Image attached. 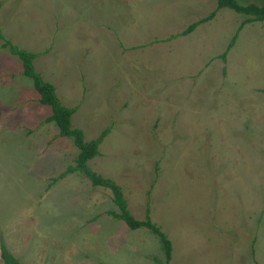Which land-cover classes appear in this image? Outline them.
Returning <instances> with one entry per match:
<instances>
[{"label": "rangeland", "instance_id": "374dc122", "mask_svg": "<svg viewBox=\"0 0 264 264\" xmlns=\"http://www.w3.org/2000/svg\"><path fill=\"white\" fill-rule=\"evenodd\" d=\"M244 16L216 0H0V236L21 264L165 259L109 213L108 187L67 170L78 148L4 39L40 51L83 139L107 127L87 165L134 217L148 208L167 264H264V19Z\"/></svg>", "mask_w": 264, "mask_h": 264}, {"label": "trees", "instance_id": "16d2710c", "mask_svg": "<svg viewBox=\"0 0 264 264\" xmlns=\"http://www.w3.org/2000/svg\"><path fill=\"white\" fill-rule=\"evenodd\" d=\"M221 6L232 8L233 10L245 15L240 21L238 27L249 20L264 19V5L257 4L255 2L240 3L237 0H216V8ZM213 12L214 11H211L203 17L190 21L178 33L185 34L191 31L196 24L206 20L207 18H210ZM234 37L235 33L231 36L224 50L220 53L219 56L222 59H225L226 50L232 44ZM1 44L7 45L8 49L12 53H15L20 59L22 66L21 71L24 75L31 79L34 89L38 92L39 102L49 105L50 113L45 116V120L53 121L57 127L58 134L61 136L71 137L72 143L78 148L74 159L75 163L68 166L67 170H80L90 179L92 184H99L108 187L112 193L113 203L117 207V210H110L109 213L121 219L130 229L144 226L154 233L160 241L161 249L165 259L164 264H167L166 260L170 257V241L160 230V228L150 220L148 208H145L143 218L139 219L134 217L127 207V202L122 194L121 187L110 178L104 177L90 169L87 165V160L97 153V145L102 137L106 134L107 127H104L95 137L89 138L87 140L83 139L82 130L78 127H73L70 124V114L75 110L76 107L62 104L55 93L53 84L43 79L39 72L34 68L33 58L40 51H30L25 48L18 47L10 43L7 39H4ZM62 174L63 172L59 173V176ZM0 258L3 264H21L19 259L7 248L1 236Z\"/></svg>", "mask_w": 264, "mask_h": 264}]
</instances>
